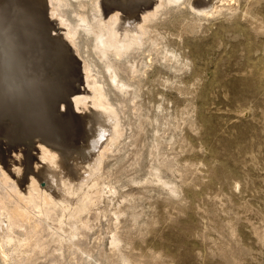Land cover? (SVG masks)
I'll return each mask as SVG.
<instances>
[{"label": "rangeland", "instance_id": "1", "mask_svg": "<svg viewBox=\"0 0 264 264\" xmlns=\"http://www.w3.org/2000/svg\"><path fill=\"white\" fill-rule=\"evenodd\" d=\"M0 2V24L4 35L13 38L10 64L18 85L20 76L24 90L30 87L27 95L0 90L2 149L17 148L19 136L24 138L31 127L29 133L41 131L48 137L54 134L56 142V138L68 140L73 134L70 119L59 118L64 107L57 105L53 112L48 110L52 101L66 96L69 89H91L86 83L69 81L65 75L70 67L66 66L67 54L65 59L52 50L51 37L67 43L66 53L70 64H77V73H82L79 66L84 58L90 62L95 79L101 82L107 100L124 125L120 142L103 160V173L113 185L112 194H104L101 203L90 205L86 214L88 228L65 239L62 251L46 250L45 255L21 264H53L57 254L65 259L62 264H264V0L217 3L215 13L205 17L191 11L189 0L165 4L154 19L146 21L152 40L134 47L122 59L108 54L110 72L130 87L121 92L111 83L109 71H105L106 60L97 58L90 31L77 29V53L64 38L65 27L56 25L54 15L45 12L47 18L43 21L50 20V24L42 27V23L40 29L41 22L30 14L29 6L24 5L27 10L19 3L17 14L6 0ZM98 3L99 0H65L61 12L71 24L79 16L88 19L90 25L103 23L93 16L100 10ZM62 65L66 67H61V73ZM128 66L135 68L133 74ZM91 97L85 99L83 109H72L71 114L81 116L88 109L95 110ZM34 137L30 139L33 148L41 149L38 137ZM35 149H30L31 155H36ZM14 152L10 151V156L19 159ZM43 162L35 160L32 165L38 167ZM152 169L159 179L151 177ZM102 212L104 218L100 216ZM68 220V226H72L75 218ZM18 231L13 234L21 238L22 229ZM111 239L120 240L114 242L115 248ZM71 243H76L75 247Z\"/></svg>", "mask_w": 264, "mask_h": 264}, {"label": "bare ground", "instance_id": "2", "mask_svg": "<svg viewBox=\"0 0 264 264\" xmlns=\"http://www.w3.org/2000/svg\"><path fill=\"white\" fill-rule=\"evenodd\" d=\"M178 1L179 0H99L98 10L99 9L100 10H99V12L93 13V16L97 17L98 19H96V20H98V21L102 20L103 23L95 22L96 24H94V22L92 20L91 24L93 23L94 25H90L87 22L88 19H87V21L84 20V18H83V20H82V18L80 19L79 18L80 16L79 17L77 16L79 19L77 18V21L75 22V24L68 23L66 21V19L64 18V14L61 12V7L63 5H65V0H6V3L8 5H12V7L15 9V11H17V14H19L18 13L19 12V3H21L23 6L24 5L29 6V10L27 7H25V6L24 7L27 8V10L30 12L31 15L38 16L37 19H39V21L41 22V24H40V22L36 19L40 24L39 28L42 25V23H43L42 27H45L48 24H50V20L49 21L48 20L43 21V18L46 17L45 12L49 13L50 16L54 15L58 21L56 25H58V23H59L65 27V30H63L64 31V38L66 39L68 44H71L69 46L74 47L73 49L76 52H77V48H78L76 43H75L76 35H77V29L81 28L82 31L83 30H85L86 32L90 31L93 35L94 48L96 50L97 58H99L100 60L104 58L106 60L108 54L112 55V57L114 56V57H120L121 58V56H124L125 54H127L129 51L134 49V47H136V46L140 47V45L144 44L147 41V39L148 40L151 39L152 37H150L149 32L147 31L146 21L148 20V22H149V19H151L153 16H155L157 11L162 6H164L165 4H167V3H172V4L174 3L175 4ZM221 2L229 3V2H231V0H189V7H190L191 11H194L195 13H198V14H203L205 17L208 15L214 14L217 7H218L217 3H221ZM24 7H23V9H24ZM77 7H79V6H77ZM93 8L96 9L97 8L96 5L93 4ZM27 10L24 9V13ZM28 11H27V14H28ZM14 14H13V16H14ZM39 15H41L40 18H39ZM93 16H92V18H93ZM10 17H12V15ZM17 17H19V16H17ZM24 18H25V16H24ZM28 19H29V17H28ZM33 19H34V17H33ZM93 19H95V18H93ZM152 19H154V18H152ZM36 20H34V22H36ZM22 21H25V19ZM1 22L4 24L3 21H1ZM54 22H56V20ZM5 24H6V22H5ZM44 24H46V25L44 26ZM6 27L9 28L10 24L7 23ZM36 28H37V26H36ZM46 30H48V29H46ZM44 32H45V30H44ZM155 33H157V32H155ZM55 36H56V34H55ZM57 36H59V35H57ZM62 40L59 39L58 37L49 38L50 46H51V44L53 45L52 50L53 51L56 50V52H59L58 54L60 56L62 55L65 59H66V54H67L68 64H66V66H68V67L73 66L71 69L69 67V69H67V70H69V73H66V74L63 73V76L65 77V75H66V77H68L70 79L69 80L67 78L70 82H71V80L73 81V79H74V81H77V83L78 82L86 83V86L87 87L89 86L88 88L91 89V92H87L84 87L83 88H79V87L76 88L73 86L74 87L73 88L70 86L73 89H69V91L67 90L68 93L67 92H66L67 94L65 93L66 96L60 97L58 94L59 98L52 101L53 104L51 103V105H50L51 110H48V111H52V112L56 109L55 107H58L57 105L64 107L65 112L62 113L59 118H61V117L62 118L67 117V119L69 118L70 120H68L69 121L68 124L70 126L72 125V127H73L71 129V130H73V134L69 135L71 138H69V139L67 138L68 140H66V139L63 140L64 138L61 137L63 139L58 140L56 138V140H57V142H56V141H54L55 138H53L54 134H52V133L51 134L53 137L52 136L48 137L49 135L47 136L46 134H43L41 131L29 133L31 128H33V127H31V128L28 127L30 130H28V134H26L24 136V138H22V136H19V146L17 145L19 147V149H18V147L17 148L13 147L14 149L11 150L12 147L8 148L7 146H5L6 149L4 150V149H2L3 147H1L3 145V142H2V140H0V258H1L3 264H8L9 261H11L13 264H21V262H23V261H30V260L35 259L38 255H45L46 250H50L53 253H54V251L55 252L62 251V248L64 247L63 243L66 241L65 239H69V238L74 237L81 228H85V229H86V227L88 228L87 223L89 220L86 218V214L90 210L91 206H93V204L95 202L101 203L100 198L103 197L104 194H106V195L110 194L111 195L112 191H113V188H112L113 185L112 184H111L112 186L109 185V183L111 181L108 182V180L104 176L105 173H103L104 172L103 171V169H104L103 168V160L106 157L107 152L110 151L111 147L113 145H116V143L120 142L119 140L122 136V132L124 131V129L122 131V128H124V125H121L116 111L112 108L111 103L107 100L105 93L102 90V86L100 84L101 82H99L98 80L95 79V76L93 74L90 62H88L84 58L82 63L79 66V69H81L82 73H79V72L77 73V70L75 69V68H77L76 67L77 64H76V66H74L75 61H74V65H73V63H72V65L70 64L71 59H68L69 53H66L67 49H68V48L66 49L67 43L63 42ZM151 40L149 43L152 42ZM12 42H13L12 36L11 37L5 36L4 35V29L0 24V90L4 89V90H8V92L9 91L10 92L11 91H13V92L19 91V94L23 95V94H26L25 92L27 89H28L27 91H29L30 87L27 88L26 90H24V83H23L24 79L22 81L20 76H19V85H18V82L16 79V73L12 68L13 64L12 63L10 64V62L12 60V55H13L11 52ZM18 50H19V48H18ZM79 51H80V49H79ZM146 52H147V49H146ZM52 56H53V54H52ZM58 58H59V60L61 59L60 57H58ZM74 58H75V56H74ZM103 63H104V66L106 68V70H105L106 73H107V70L109 71L108 73H110L108 75H109V79L111 80V83H113L114 86L120 92L122 90H124L125 88L129 87L128 84H126L123 81H120V79L116 80V78H114L115 75L112 74L113 72L111 73L109 70L110 64H109L108 60L104 61ZM127 63H129V62H127ZM58 64L59 63H57V66L60 65V64L59 65ZM10 65H12V66H10ZM66 66L62 65V66H60V68L61 67L63 68ZM128 68L130 70V73L133 74L135 68L132 66H130V67L128 66ZM110 69H112V68H110ZM59 71L64 72L63 69L59 70ZM57 72H54V75L56 73V76H59V75H57ZM60 72H58V74ZM96 74L98 75V73H96ZM59 77H60V79L63 78L61 76H59ZM119 77H121V76H119ZM52 78H53V76H52ZM54 80H55V78H54ZM63 80H64V78H63ZM65 81L67 82V80H65ZM52 82H53V80H52ZM31 84H30L31 86L34 85L33 82H31ZM59 84H60V82H59ZM18 86H19V90H18ZM61 86H62V84H61ZM64 86H65V84L63 83V87ZM45 88H46V85H45ZM65 89H67V88H65ZM90 89H89V91H90ZM33 90L34 89L32 88V91ZM51 90H54V88ZM56 92H58V89ZM63 92H65V90ZM61 94H62V92H61ZM63 95H64V93H63ZM87 97H91V98H89V99H91L89 101L95 110H91L92 108L91 109L87 108L88 113H85L84 115H81V116L71 114L72 109H83L84 104L87 101V100H85V99H87ZM37 101H39V100H37ZM50 102H49V104H50ZM44 104H46V103H44ZM26 105H27V103H26ZM82 105H83V107H82ZM45 111H47V109ZM23 119H24V116H23ZM28 123H29V121H28ZM35 123H36V121H35ZM30 124L32 125V123H30ZM17 126H19V123ZM52 127H54V126H52ZM58 127H59V125H58ZM49 132H50V130H49ZM51 132H53V131H51ZM1 133H0V136L2 137L3 135ZM34 136L38 137L37 143L40 144L41 149L37 150V149L33 148L34 142L33 141L30 142V139L35 138ZM65 136H67V135H65ZM25 139L27 142L29 140V143H25L24 142ZM73 141L75 142V144L73 143ZM14 143H17V142H14ZM6 144L4 143V145H6ZM7 145L10 146V142ZM30 149L37 150L35 156L30 154V152H29ZM13 150L19 154V159L13 158L12 156H10V154H11L10 151H13ZM115 150H116V148H115ZM37 157L39 158V160H37ZM35 160L38 163L40 161H44V162H43V164H41L40 166L38 165V167H37V166L32 165L33 161H35ZM105 160H106V158H105ZM132 163H133V161H132ZM160 164H162V163H160ZM94 170L96 171V173H94L95 172ZM151 171L153 172V169ZM156 171H158L157 168H156ZM97 173H98V175L94 176ZM156 173L157 172H153V176L151 175V177L155 176L156 179H159V175ZM151 179H153V178H151ZM130 180H133V179H130ZM151 182H152V180H151ZM156 183H159V182L157 181ZM170 186H172V185H170ZM166 189H168V188H166ZM170 190H171V188H170ZM170 190H169V192H170ZM114 194H115V192H114ZM114 199H115V197H114ZM109 201L108 202L111 203V200H109ZM102 204H104V203H102ZM114 209H115V207H114ZM116 211H118V210H116ZM112 213H115V212L112 211ZM100 214H101L100 216H102V217L104 216V215H102L103 212ZM69 217L75 218V220L73 222L74 224L71 223V224H73L72 226H68L70 223L68 224V222H66V219L68 220ZM86 219L88 221H86ZM99 219H98V221H99ZM71 222H72V220H71ZM65 223L67 224V226L63 225ZM73 226H74V228H73ZM19 229H22L21 238L15 236L20 232V231H18ZM13 232H15L17 234L14 235ZM80 233H81V231H80ZM114 237H115V235H114ZM114 237H112V239H114ZM79 238L81 239V236ZM96 240H98V239H96ZM115 240H116V238H115ZM115 240H112V243L114 244V245L113 244L112 245L114 246V248H115L114 242H116ZM109 241H110V238H109ZM118 241H120V240H118ZM71 244L73 245L74 243H71ZM116 246H118V245L116 244ZM108 247H110V246H108ZM78 250L83 255L84 252L80 249H78ZM57 255L53 260V262H54L53 264H55V263L56 264H62V262L65 259L62 258L61 254H59L58 256ZM103 257H104V255H103ZM50 263L52 264V262H50Z\"/></svg>", "mask_w": 264, "mask_h": 264}]
</instances>
